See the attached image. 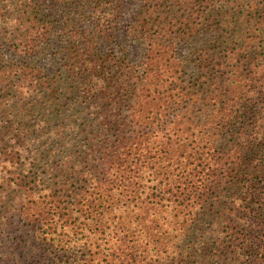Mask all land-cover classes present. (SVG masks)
<instances>
[{"label": "trees", "instance_id": "obj_1", "mask_svg": "<svg viewBox=\"0 0 264 264\" xmlns=\"http://www.w3.org/2000/svg\"><path fill=\"white\" fill-rule=\"evenodd\" d=\"M125 3L0 0V264H264V0Z\"/></svg>", "mask_w": 264, "mask_h": 264}, {"label": "rangeland", "instance_id": "obj_2", "mask_svg": "<svg viewBox=\"0 0 264 264\" xmlns=\"http://www.w3.org/2000/svg\"><path fill=\"white\" fill-rule=\"evenodd\" d=\"M141 0H126V3H125V7H126V13H125V16L123 18V20L120 21V30H123V28L125 27V25L128 23L130 17H131V13L133 12V10H135L137 4L140 2ZM40 63L42 65H45V66H49L51 64L50 61L48 60H45L44 58L40 59L39 60Z\"/></svg>", "mask_w": 264, "mask_h": 264}]
</instances>
